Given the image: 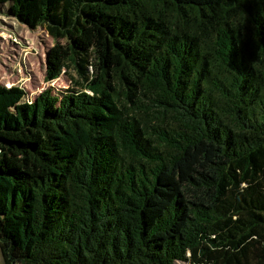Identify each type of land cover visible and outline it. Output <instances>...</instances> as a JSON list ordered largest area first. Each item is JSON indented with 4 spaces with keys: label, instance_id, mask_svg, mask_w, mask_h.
Listing matches in <instances>:
<instances>
[{
    "label": "trees",
    "instance_id": "trees-1",
    "mask_svg": "<svg viewBox=\"0 0 264 264\" xmlns=\"http://www.w3.org/2000/svg\"><path fill=\"white\" fill-rule=\"evenodd\" d=\"M55 43L0 82L3 264H264V0H0Z\"/></svg>",
    "mask_w": 264,
    "mask_h": 264
},
{
    "label": "rangeland",
    "instance_id": "rangeland-1",
    "mask_svg": "<svg viewBox=\"0 0 264 264\" xmlns=\"http://www.w3.org/2000/svg\"><path fill=\"white\" fill-rule=\"evenodd\" d=\"M8 5H0V82L24 89L23 99L33 100L45 88L60 92L72 86L73 70L46 81V53L55 40L38 25L34 28L20 22L8 13ZM0 264H3L0 256ZM176 264H187L177 261Z\"/></svg>",
    "mask_w": 264,
    "mask_h": 264
},
{
    "label": "water",
    "instance_id": "water-1",
    "mask_svg": "<svg viewBox=\"0 0 264 264\" xmlns=\"http://www.w3.org/2000/svg\"><path fill=\"white\" fill-rule=\"evenodd\" d=\"M36 97V96H35Z\"/></svg>",
    "mask_w": 264,
    "mask_h": 264
}]
</instances>
